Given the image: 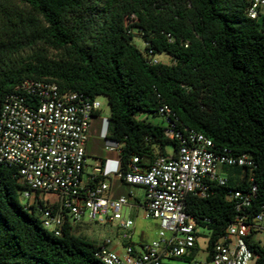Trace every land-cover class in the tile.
I'll return each instance as SVG.
<instances>
[{"label": "trees", "instance_id": "trees-1", "mask_svg": "<svg viewBox=\"0 0 264 264\" xmlns=\"http://www.w3.org/2000/svg\"><path fill=\"white\" fill-rule=\"evenodd\" d=\"M251 4L0 0V106L25 81L108 98L105 139L122 145L116 154L122 172L135 158L147 169L156 157L175 154L180 142L166 135L168 127L183 136L202 133L221 153L249 156L254 168L223 167L225 186L211 183L206 198L186 200L187 214L210 231L213 245L238 215L232 193L254 186L253 215L264 206V16L251 19ZM137 36L144 51L133 43ZM158 54L171 63L159 62ZM164 106L168 121L159 115ZM103 181L98 176L91 184ZM23 189L19 168L0 162V264H105L97 257L101 244L75 234L67 211L61 235L48 231L43 212L61 205L23 206ZM249 247L264 264V248L250 238Z\"/></svg>", "mask_w": 264, "mask_h": 264}, {"label": "built area", "instance_id": "built-area-1", "mask_svg": "<svg viewBox=\"0 0 264 264\" xmlns=\"http://www.w3.org/2000/svg\"><path fill=\"white\" fill-rule=\"evenodd\" d=\"M248 15L254 20L264 16V0H252ZM101 109L99 97L85 99L65 93L51 81H25L0 106V162L19 168L22 196L29 207L48 197L61 205L60 211L48 208L43 212L48 231L61 235L63 211L72 225L85 220L104 225L118 222L122 250H111L110 241L101 244L97 257L105 264H257L258 256L249 247V238L260 244L264 237V206L252 213L256 187L231 194L238 215L226 235L213 245L210 231L186 212L189 196L206 198L211 183H228L220 169L254 168L252 158L216 151L213 141L202 133L189 131L183 136L168 127L166 135L180 142L175 154L156 157L147 169L135 158L127 171L122 172L121 167L116 173L98 162L86 182V146L93 117ZM159 115L168 121L169 108H160ZM107 126L104 119L105 138ZM111 143L106 150L120 155L122 145ZM98 176L106 180L117 177L129 186L145 189V218L160 223L157 239L134 242L135 223L122 212L129 205L128 198H112L106 180L91 184ZM201 253L206 254L204 261L199 260Z\"/></svg>", "mask_w": 264, "mask_h": 264}, {"label": "rangeland", "instance_id": "rangeland-1", "mask_svg": "<svg viewBox=\"0 0 264 264\" xmlns=\"http://www.w3.org/2000/svg\"><path fill=\"white\" fill-rule=\"evenodd\" d=\"M133 43L141 51L145 50V44L141 37H138V36L135 37ZM155 58L159 62H162V63H171V57L166 54H158L155 56ZM99 101L102 104V109H101L100 115L94 118V121H96V124L94 125L93 131L90 134L89 162L91 164L92 163L94 164L95 162H97V159H99L98 152H100V154H103V155L106 153H110L108 150H106V147L112 144L111 142L107 141L102 134L104 119L108 120L110 116V107L108 104V98L102 96V97H99ZM138 118L141 120L148 119L152 121L153 123L162 124V120L160 118H154L146 114H140L138 115ZM172 149L173 148L171 146L167 148L169 152H172ZM220 172L223 175H225V172H223V169H220ZM127 187H131V186L128 185ZM19 200L23 206L26 205L27 200H25L22 195H20ZM47 200L50 201L51 204H54L55 202H57V199L54 197H48ZM122 212L126 217L131 218L135 223L134 242L138 244L141 242L150 243L153 240L158 238V234L160 231V223L153 219H146L145 209L143 206H139L136 208H129V206H126L123 208ZM118 224H119L118 222H113V223L104 225L101 223L85 220L82 223L74 224L73 228H74V233L79 236H82L84 238H87L88 240H91L99 244H103L105 242L110 241L111 244L109 245V248L111 250L121 251L122 249L119 245V242L121 241V238H122V231L119 229ZM205 234H208V233H205ZM200 242L202 246L204 247L205 246L204 240L201 239ZM260 245L264 248V237L261 238ZM205 258H206L205 253H201L199 255V260L204 261ZM250 264H256V262L252 261Z\"/></svg>", "mask_w": 264, "mask_h": 264}, {"label": "crops", "instance_id": "crops-1", "mask_svg": "<svg viewBox=\"0 0 264 264\" xmlns=\"http://www.w3.org/2000/svg\"><path fill=\"white\" fill-rule=\"evenodd\" d=\"M93 121H94V119H93ZM95 124H96V121L92 122L90 134L92 133ZM89 147H90V137H89V140H88L87 146H86L87 163H86V168H85L84 177H83L86 182L89 180V178L93 172V167L98 162H102V160H104V165H106L107 170H113L114 167L116 166V163L113 162L112 160H118L119 159L116 154L106 153L103 155V154H100V152H98L99 159H97V162H95L94 164L93 163L91 164L89 162V158H90V151H89L90 148ZM106 181L111 186L110 195L112 198H118L121 196H126L129 200V205H128L129 208H136L139 206L144 207V205H145V189L144 188L133 187V186L127 187L128 185L125 184L122 180H120L117 177H109Z\"/></svg>", "mask_w": 264, "mask_h": 264}, {"label": "clouds", "instance_id": "clouds-1", "mask_svg": "<svg viewBox=\"0 0 264 264\" xmlns=\"http://www.w3.org/2000/svg\"><path fill=\"white\" fill-rule=\"evenodd\" d=\"M113 162H115L116 163V166L114 167V169L113 170H108V171H111V172H118L119 171V169L122 167L121 166V162L119 161V159L118 160H112ZM107 169V168H106Z\"/></svg>", "mask_w": 264, "mask_h": 264}]
</instances>
